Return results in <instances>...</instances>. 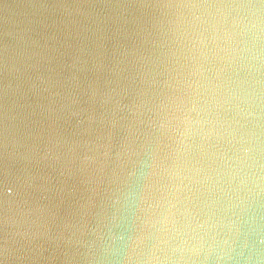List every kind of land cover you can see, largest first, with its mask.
I'll return each mask as SVG.
<instances>
[{
	"label": "water",
	"instance_id": "1",
	"mask_svg": "<svg viewBox=\"0 0 264 264\" xmlns=\"http://www.w3.org/2000/svg\"><path fill=\"white\" fill-rule=\"evenodd\" d=\"M0 264H264V0H0Z\"/></svg>",
	"mask_w": 264,
	"mask_h": 264
}]
</instances>
